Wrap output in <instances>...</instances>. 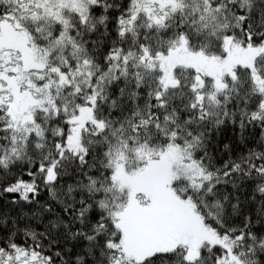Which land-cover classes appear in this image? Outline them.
I'll return each instance as SVG.
<instances>
[{
	"label": "snow or ice",
	"instance_id": "obj_1",
	"mask_svg": "<svg viewBox=\"0 0 264 264\" xmlns=\"http://www.w3.org/2000/svg\"><path fill=\"white\" fill-rule=\"evenodd\" d=\"M0 264H264V0H0Z\"/></svg>",
	"mask_w": 264,
	"mask_h": 264
}]
</instances>
